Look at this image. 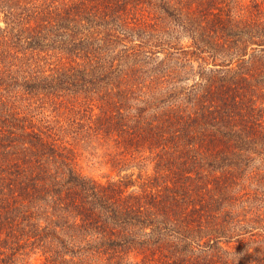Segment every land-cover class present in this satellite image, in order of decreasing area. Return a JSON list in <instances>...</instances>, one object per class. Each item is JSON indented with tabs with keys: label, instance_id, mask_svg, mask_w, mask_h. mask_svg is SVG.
Segmentation results:
<instances>
[{
	"label": "trees",
	"instance_id": "1",
	"mask_svg": "<svg viewBox=\"0 0 264 264\" xmlns=\"http://www.w3.org/2000/svg\"><path fill=\"white\" fill-rule=\"evenodd\" d=\"M209 48L211 83L151 100ZM262 80L264 0H0V264H264Z\"/></svg>",
	"mask_w": 264,
	"mask_h": 264
},
{
	"label": "rangeland",
	"instance_id": "2",
	"mask_svg": "<svg viewBox=\"0 0 264 264\" xmlns=\"http://www.w3.org/2000/svg\"><path fill=\"white\" fill-rule=\"evenodd\" d=\"M244 2H249L250 0H242ZM262 1V0H260ZM177 37V42L182 43L187 46V40H185L184 34L180 33V30L178 33L175 34ZM171 41H176L174 38H171ZM205 53H195L193 56L186 55L183 52H171L167 54L166 56L161 55L160 59L163 62L164 65H161V68H157L158 66L154 65L151 68L160 69L163 70L162 72H165L166 75L163 77V74H159V71H157L158 74H155L152 71V75L156 78H158L157 81L154 80V90H152V97L156 99V101H161L162 99H165L167 97V93L169 89H175V87L179 86H189L193 85L196 82L205 81L208 84L212 81L213 73L212 70L216 69L213 66V63H217V61H225L222 54H218L215 49L210 50L205 49ZM213 55L216 58H212ZM158 62V63H159ZM208 64V65H207ZM150 68V69H151ZM204 70L206 72H204ZM217 74V73H216ZM223 76L227 75L226 73H222ZM146 76V75H145ZM148 77V74L147 76ZM200 77H204L202 80ZM230 79V77H229ZM151 81V80H149ZM165 86L166 90L163 92L162 96H159V89L161 86ZM258 89H260V93L258 90L256 91L257 94H260L259 96L264 99V80H262L259 84H257ZM160 106H164V104H160ZM88 112L86 111L85 107V124L87 122ZM85 129V133H86ZM88 140L85 141V144H82L78 147L79 150V170L81 173L87 177L95 178L101 181H107L109 179H116L118 177V172L114 169H112L109 165H107L108 158L104 157V153L102 152V148L99 146L94 145L93 143L89 144L87 143ZM124 163V162H122ZM257 163L264 165V161H257ZM121 164V163H120ZM135 165V164H131ZM127 167H122L123 169L131 170L132 166H128V164L122 165ZM148 166V165H147ZM131 168V169H130ZM139 168V167H138ZM264 169V167H262ZM140 169V168H139ZM143 172L146 174H152V165H149V167H146L145 170L142 169ZM264 182V181H263ZM264 185V183H263ZM264 189V188H263ZM32 259L30 260H24L20 261L18 264H31ZM35 263V261H34Z\"/></svg>",
	"mask_w": 264,
	"mask_h": 264
}]
</instances>
